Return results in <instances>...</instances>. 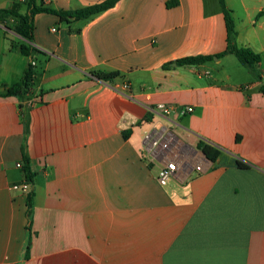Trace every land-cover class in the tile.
Segmentation results:
<instances>
[{"label":"crops","instance_id":"0c3cea01","mask_svg":"<svg viewBox=\"0 0 264 264\" xmlns=\"http://www.w3.org/2000/svg\"><path fill=\"white\" fill-rule=\"evenodd\" d=\"M23 1L0 9L19 2L25 14ZM102 1L38 0L62 11ZM167 1L119 0L69 24L36 14L30 57L0 24V91L34 63L26 134L19 101L0 98V264H264V0H224L237 47L260 56L243 83L208 67L232 55L174 63L226 49L218 0ZM92 71L119 76L103 82ZM158 104L192 112L164 116ZM147 134L169 148L148 152ZM23 142L34 194L27 258L26 194L11 189L24 181Z\"/></svg>","mask_w":264,"mask_h":264},{"label":"trees","instance_id":"16d2710c","mask_svg":"<svg viewBox=\"0 0 264 264\" xmlns=\"http://www.w3.org/2000/svg\"><path fill=\"white\" fill-rule=\"evenodd\" d=\"M119 0H104L100 3L86 6L84 8L74 10V11H62L56 10L51 7L44 6L38 0H24L23 3L26 6V13L21 14L19 2H14L10 9H0V24L4 25L11 32L19 36L26 44H22L19 48L20 53L25 57H30L32 49L28 44L33 42V18L36 14L46 13L52 14L59 18L60 22L69 24V21H81L88 20L106 10L114 7V5ZM221 12L223 14L225 29H226V49L217 55L213 56H189L176 60L174 63L176 66H192L195 67L200 64H204L208 61L213 60L214 58L218 59L224 55H233L240 65L245 68L250 69L258 62H260V56L253 53L249 49L239 48L235 43L236 31L234 27L233 19L230 15V11L225 7L224 0H218ZM176 0H170L166 2L167 7L176 5ZM91 74L98 80L103 82H109L119 76L118 72H103V71H92ZM34 85V67L31 66V61L28 62L26 69L23 72V75L13 85L10 87L3 88L0 91V98H15L19 101V113L24 125V134L28 130V113L24 106V102L28 100V95L30 89ZM264 95V87L261 89ZM145 121V119L143 120ZM141 123V122H140ZM140 123L138 125H140ZM125 136V133L124 135ZM24 142L21 147L22 154V163H21V173L23 175L24 181L29 185L33 183V175L31 174L28 158L24 151ZM196 149L201 151L204 156L210 160L215 161L220 152L202 142H197ZM234 165L240 169L247 168V164H244L242 161H235ZM33 191L31 188L26 194V218L27 225L25 227L27 233V239L25 243V252L24 257L27 258L29 255V248L31 243L30 237V224H31V208L33 200Z\"/></svg>","mask_w":264,"mask_h":264},{"label":"built area","instance_id":"2783aa9c","mask_svg":"<svg viewBox=\"0 0 264 264\" xmlns=\"http://www.w3.org/2000/svg\"><path fill=\"white\" fill-rule=\"evenodd\" d=\"M54 31V30H52ZM31 66H34V63L31 61ZM207 73L205 72V75ZM128 90V85L125 83L122 85V89L120 90V93L125 94ZM31 101V100H30ZM30 101L27 103L28 106L30 107ZM156 110L161 112L164 116H169L170 114H175L177 117H182L185 114L191 113L192 109L190 107L187 108H176L172 105H165V104H158L156 106ZM144 139L146 141V146L148 152H158V151H165L169 148V143H162L161 138L155 137L151 134H147L144 136ZM16 168L21 169V163L16 164ZM177 165L175 162H167L165 165H163L158 174H157V182L161 186H165L167 184V181L169 178L173 175V173L176 171ZM11 189L13 191H18L23 194H27L30 185L26 182L23 181L22 183L19 184H13L11 186Z\"/></svg>","mask_w":264,"mask_h":264},{"label":"rangeland","instance_id":"374dc122","mask_svg":"<svg viewBox=\"0 0 264 264\" xmlns=\"http://www.w3.org/2000/svg\"><path fill=\"white\" fill-rule=\"evenodd\" d=\"M208 67L214 75L217 73H220L221 75L227 74L231 78V81L235 83H243L254 79L252 74H254L255 71L252 73L249 72L242 65H240L238 60L233 55L222 59L220 65H215L213 62H210ZM39 70L40 66L38 63L37 71Z\"/></svg>","mask_w":264,"mask_h":264},{"label":"water","instance_id":"95a60500","mask_svg":"<svg viewBox=\"0 0 264 264\" xmlns=\"http://www.w3.org/2000/svg\"><path fill=\"white\" fill-rule=\"evenodd\" d=\"M202 154V156H204V154L203 153H201Z\"/></svg>","mask_w":264,"mask_h":264}]
</instances>
